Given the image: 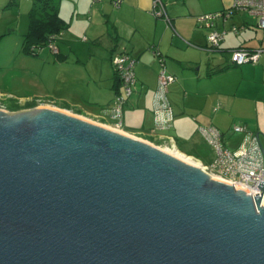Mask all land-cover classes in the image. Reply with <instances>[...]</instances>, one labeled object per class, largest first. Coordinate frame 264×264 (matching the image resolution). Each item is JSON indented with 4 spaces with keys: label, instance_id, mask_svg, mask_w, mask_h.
I'll return each instance as SVG.
<instances>
[{
    "label": "water",
    "instance_id": "obj_1",
    "mask_svg": "<svg viewBox=\"0 0 264 264\" xmlns=\"http://www.w3.org/2000/svg\"><path fill=\"white\" fill-rule=\"evenodd\" d=\"M263 193L67 111L0 109V264H264Z\"/></svg>",
    "mask_w": 264,
    "mask_h": 264
},
{
    "label": "crops",
    "instance_id": "obj_2",
    "mask_svg": "<svg viewBox=\"0 0 264 264\" xmlns=\"http://www.w3.org/2000/svg\"><path fill=\"white\" fill-rule=\"evenodd\" d=\"M13 1L0 0V18L10 15L4 11ZM115 1H58L65 29L55 41L54 64L58 77L69 79L70 85L54 91L53 101L115 127L111 110L120 82L112 58L126 53L137 59V83L125 107L121 131L171 145L203 165L214 161L215 152L200 134V127H217L225 136V146L233 152L249 140L250 133L260 135L264 147V53L259 63L250 67L254 74H262L254 79L259 90L252 95L244 93L241 83L232 84L238 70L230 62L233 50L264 49V33L258 31L257 18L238 13L230 19L218 18L215 26L208 28L198 18L224 12L234 0H161L171 18L170 26L152 15L155 0H121L120 7H115ZM234 27L238 33L233 32ZM2 28L0 35H12V29L6 33V25ZM215 30L226 35L219 51L209 52L208 37ZM155 49L166 59L165 71L177 77L169 87L173 120L166 126L156 122L154 113L162 72ZM237 125L246 126L248 133H235Z\"/></svg>",
    "mask_w": 264,
    "mask_h": 264
},
{
    "label": "built area",
    "instance_id": "obj_3",
    "mask_svg": "<svg viewBox=\"0 0 264 264\" xmlns=\"http://www.w3.org/2000/svg\"><path fill=\"white\" fill-rule=\"evenodd\" d=\"M114 5L115 7H120L121 0H116ZM238 13H246L251 17L257 18V27L264 30V0H234L228 10L218 14L201 16L198 18V22L208 28H212L218 18L230 19ZM152 15L158 19L165 20L172 26L171 18L161 0H155ZM233 32L238 33L239 29L234 27ZM225 35L226 32L213 31L208 37L209 45L206 50L209 52L219 51ZM59 36L52 37V41L48 45L55 54L58 52L55 41ZM153 53L162 67L154 96L155 119L159 125L166 126L173 120V109L168 98L169 87L177 81V77L165 71L166 59L163 54L158 49H155ZM263 53L264 49L261 48L255 50L248 48L236 49L230 53V62L234 67L258 64ZM112 64L120 82V92L114 100L111 116L116 121L114 128L121 130L124 125L125 107L136 88L135 68L137 59L124 53L114 56ZM199 132L215 152V159L210 165L201 164L203 170L211 177L243 189L254 197L258 194L262 196L264 191H261L259 185L261 181H264V147L260 135L250 133L249 140L238 151L233 152L225 146V136L217 127H200ZM234 132L248 133V129L244 125H237L234 127ZM174 149L176 148L174 147Z\"/></svg>",
    "mask_w": 264,
    "mask_h": 264
},
{
    "label": "rangeland",
    "instance_id": "obj_4",
    "mask_svg": "<svg viewBox=\"0 0 264 264\" xmlns=\"http://www.w3.org/2000/svg\"><path fill=\"white\" fill-rule=\"evenodd\" d=\"M15 1H18L19 6ZM15 1L11 3L12 6L8 2V5L5 7L4 12L10 13V15H4L0 18L1 33L4 32L2 30L4 29L2 28L3 25H6V33L9 31L8 29H12L11 36L9 34H6L7 36L4 37L0 35V109L11 112L8 107L12 104H18L23 107L33 104L35 107L46 106L67 111L92 122L102 124L92 117L79 114L77 111L68 109L53 101L56 99L53 94L54 91L64 90L65 86L70 85V81L69 79L63 80L58 77L59 69L54 64L55 57L50 48H42L38 56L24 51L23 39L29 29V12L34 1ZM96 1L101 2L102 0ZM13 9L14 11L10 12ZM258 31L264 33V30ZM251 66L252 64L234 67L238 72L234 73L231 78L232 84L237 85L241 83L244 87V93L248 95H252L259 90L254 83V79H259L262 76L261 73L254 74V70L250 68ZM244 68L248 70L246 74L240 72ZM28 109L32 108L22 110ZM167 134L175 135L174 132H167ZM140 139L146 140L165 150H174L171 145H167L166 143L151 141L146 138Z\"/></svg>",
    "mask_w": 264,
    "mask_h": 264
},
{
    "label": "trees",
    "instance_id": "obj_5",
    "mask_svg": "<svg viewBox=\"0 0 264 264\" xmlns=\"http://www.w3.org/2000/svg\"><path fill=\"white\" fill-rule=\"evenodd\" d=\"M58 1L35 0L29 14V29L23 39L24 51L28 54L38 56L41 49L47 47L52 41V37L61 35L65 29L64 22L59 16ZM8 108L11 112H17L26 108H35V105L29 104L23 107L12 104Z\"/></svg>",
    "mask_w": 264,
    "mask_h": 264
},
{
    "label": "bare ground",
    "instance_id": "obj_6",
    "mask_svg": "<svg viewBox=\"0 0 264 264\" xmlns=\"http://www.w3.org/2000/svg\"><path fill=\"white\" fill-rule=\"evenodd\" d=\"M166 151L167 152H170L171 154H174L177 157L182 158L183 160H186V161H188V162H190L192 164H195V165H198V166L200 165L199 162L195 161L194 159H192L190 157H187L186 155H184L183 153H181L180 151H178L176 149H174V150H172V149H166Z\"/></svg>",
    "mask_w": 264,
    "mask_h": 264
}]
</instances>
